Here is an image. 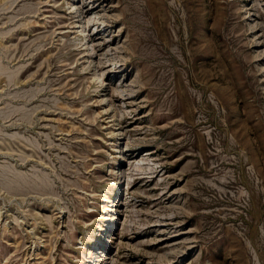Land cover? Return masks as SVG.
<instances>
[{
    "label": "rangeland",
    "instance_id": "rangeland-1",
    "mask_svg": "<svg viewBox=\"0 0 264 264\" xmlns=\"http://www.w3.org/2000/svg\"><path fill=\"white\" fill-rule=\"evenodd\" d=\"M73 1L0 0V264H264V0Z\"/></svg>",
    "mask_w": 264,
    "mask_h": 264
},
{
    "label": "bare ground",
    "instance_id": "bare-ground-1",
    "mask_svg": "<svg viewBox=\"0 0 264 264\" xmlns=\"http://www.w3.org/2000/svg\"><path fill=\"white\" fill-rule=\"evenodd\" d=\"M68 4H69V6H68V9H69V13H70V15H73L74 16V18L75 17H79V16H77L78 15V11L76 10V6H75V3H74V1L73 0H68ZM77 14V15H76ZM81 15V14H80ZM73 24L75 25L74 27H76V24H79V28H81V26L83 25V24H81L80 23V20L79 19H76L74 22H73ZM78 27V26H77ZM83 29H84V27L83 28H81L80 29V31L81 32H83ZM79 31V32H80ZM84 31H85V29H84ZM87 35V34H86ZM87 42V41H86ZM86 42H85V44H86ZM87 45V44H86ZM86 48H87V46H86ZM85 48V49H86ZM87 50V49H86ZM87 55V54H86ZM87 59V58H86ZM101 82V81H100ZM102 83V82H101ZM103 99V97H101V98H99V101H101ZM104 100V99H103ZM101 102H103V101H101ZM108 104V103H107ZM106 104V105H107ZM108 106V105H107ZM106 108H104V110H105ZM108 110H109V108H107ZM112 131V130H111ZM106 199V198H105ZM15 240V239H14ZM49 240V239H48ZM12 242V241H11ZM13 244V243H12ZM19 244V243H18ZM15 247V246H14ZM14 249H16V248H14ZM18 249V248H17ZM49 250V249H48ZM41 253V252H40ZM36 259L38 258V255L36 254V257H35ZM36 261V260H35ZM39 261H43L44 263H46V261L47 260H45V257H43L42 256V258H41V260H39ZM38 263V262H37ZM32 264V263H31Z\"/></svg>",
    "mask_w": 264,
    "mask_h": 264
}]
</instances>
